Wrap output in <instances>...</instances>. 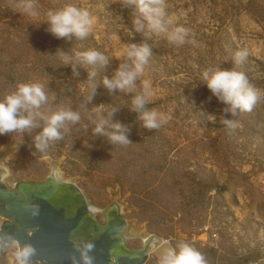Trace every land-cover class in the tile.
<instances>
[{
  "label": "rangeland",
  "instance_id": "rangeland-1",
  "mask_svg": "<svg viewBox=\"0 0 264 264\" xmlns=\"http://www.w3.org/2000/svg\"><path fill=\"white\" fill-rule=\"evenodd\" d=\"M69 2L93 17L85 39H58L41 22L47 11ZM21 3L0 0V97L19 83H40L49 97L42 110L71 108L81 120L69 124L46 154L34 151L31 134H25L18 151L10 135L0 136V151L11 150L13 180L42 179L54 160L92 202L104 207L116 196L126 206L122 216L144 233L173 245L187 242L206 264H264V0H164L168 32L186 30L179 45L170 43L167 33L146 38L134 32L135 6L124 0H35V17L24 15ZM132 42L147 43L152 50L137 85L150 82L147 108L165 117L154 129L142 127L127 95L109 93L102 85L87 103L85 70L74 77L57 50L71 55L95 49L108 56V66L96 68L99 82L125 62ZM241 49L249 55L236 62ZM217 67L244 73L260 90L251 111L222 113L225 105L201 84L202 73ZM100 103L106 111L117 108L113 119L126 126L130 142L93 135L92 106ZM207 113H216V121H209ZM221 114L234 127L223 125ZM139 241L129 245L138 247ZM156 255L151 252L145 264H155ZM10 257L9 249L0 264H9Z\"/></svg>",
  "mask_w": 264,
  "mask_h": 264
},
{
  "label": "clouds",
  "instance_id": "clouds-1",
  "mask_svg": "<svg viewBox=\"0 0 264 264\" xmlns=\"http://www.w3.org/2000/svg\"><path fill=\"white\" fill-rule=\"evenodd\" d=\"M125 5L135 6V15L132 25L134 32L142 33L146 38L150 34L167 33V39L173 44H183L186 30L176 27L168 32L164 22L166 5L164 0H124ZM21 12L29 17L39 15V6L35 0H22ZM46 30L56 38L85 39L92 31L93 17L85 8L74 3H65L63 7L46 12ZM133 33V31H132ZM62 54L63 65L69 66L74 77L80 76L79 69L86 72L88 81V96L90 103L96 95L97 87L102 85L109 93L115 91L127 95L129 110L135 112L145 129H154L160 126L165 119L156 111L148 109L147 105L152 96L150 82L142 81L138 88L137 80L144 70L152 50L147 43L132 42L128 45L123 63H118L112 69L111 75L105 74L97 82V66L106 68L110 58L95 49L76 51L69 55L57 49ZM249 55L247 49L236 53L235 61L240 62ZM91 66V67H89ZM221 104L225 105L222 113L234 115L237 111H251L261 98V92L254 87L244 73L233 68L217 67L202 73V83ZM49 103L43 85L40 83H19L15 89L0 97V136L10 135L14 150L25 143V134H31V145L36 153L46 154L49 147L56 141L63 139L69 124H78L81 114L71 108L58 107L42 110ZM105 103L93 105L92 133L100 135L111 143L124 144L130 142L127 128L119 120L113 119L117 111L112 106L110 111L105 110ZM208 120L215 122L216 113H207ZM220 122L226 127H234L233 121L225 115H220ZM39 129L38 131H33ZM15 134V135H13ZM11 155L0 159V179L10 175L8 161ZM53 175H57L53 169ZM58 178V176H57ZM74 256L72 264H94L92 255L94 245L88 240H78L73 244ZM0 249L11 250L9 264H32L34 248L28 243H21L15 238L0 240ZM155 264H206L203 254L187 242H177L174 245L168 240H161L156 248Z\"/></svg>",
  "mask_w": 264,
  "mask_h": 264
},
{
  "label": "water",
  "instance_id": "water-1",
  "mask_svg": "<svg viewBox=\"0 0 264 264\" xmlns=\"http://www.w3.org/2000/svg\"><path fill=\"white\" fill-rule=\"evenodd\" d=\"M10 152L1 150L0 159ZM49 166V173L39 180L15 181L12 172L0 179V240L15 238L30 244L34 248L32 264H72L73 244L78 240L93 243L94 264H145L165 240L149 232L144 238L130 235L133 221L122 216L125 203L113 198L111 204L101 207L89 199L75 178L63 176L58 162L50 160ZM8 178L12 179L10 187ZM135 240H140L139 246L131 247L129 243ZM7 252L0 249V256Z\"/></svg>",
  "mask_w": 264,
  "mask_h": 264
},
{
  "label": "bare ground",
  "instance_id": "bare-ground-1",
  "mask_svg": "<svg viewBox=\"0 0 264 264\" xmlns=\"http://www.w3.org/2000/svg\"><path fill=\"white\" fill-rule=\"evenodd\" d=\"M11 181H12V179L8 178L7 184H10ZM115 198H116V196H115ZM128 233L132 236H137L138 238H144L146 235V233H144V231L142 229H139L133 222L130 224V226L128 228ZM1 257H4V256L1 255Z\"/></svg>",
  "mask_w": 264,
  "mask_h": 264
},
{
  "label": "trees",
  "instance_id": "trees-1",
  "mask_svg": "<svg viewBox=\"0 0 264 264\" xmlns=\"http://www.w3.org/2000/svg\"><path fill=\"white\" fill-rule=\"evenodd\" d=\"M136 115H137V114H136ZM133 119H134V118H132L130 121L132 122V121H133ZM247 259H248V260H250V259H252V260H253L254 258H247Z\"/></svg>",
  "mask_w": 264,
  "mask_h": 264
},
{
  "label": "flooded vegetation",
  "instance_id": "flooded-vegetation-1",
  "mask_svg": "<svg viewBox=\"0 0 264 264\" xmlns=\"http://www.w3.org/2000/svg\"><path fill=\"white\" fill-rule=\"evenodd\" d=\"M135 241H137V240H135Z\"/></svg>",
  "mask_w": 264,
  "mask_h": 264
}]
</instances>
